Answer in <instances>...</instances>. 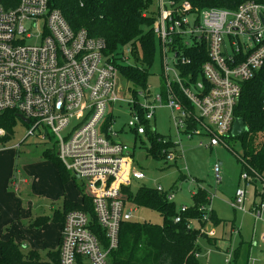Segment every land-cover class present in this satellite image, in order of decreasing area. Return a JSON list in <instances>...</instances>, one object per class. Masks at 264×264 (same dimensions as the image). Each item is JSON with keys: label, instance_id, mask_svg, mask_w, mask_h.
Listing matches in <instances>:
<instances>
[{"label": "built area", "instance_id": "1", "mask_svg": "<svg viewBox=\"0 0 264 264\" xmlns=\"http://www.w3.org/2000/svg\"><path fill=\"white\" fill-rule=\"evenodd\" d=\"M155 33L166 98L159 94L153 99L149 89L138 94L145 99L141 103L122 93V78L105 54L104 39L74 31L50 0H0V115L11 111L29 120L20 118L28 129L26 139L56 147L61 164L91 198L93 217L84 211H71L65 217L60 264H112L122 225L136 222L139 208L125 189L144 181L146 174L134 166L132 148L118 139L111 106L129 107L128 127L139 138L146 134L144 121L151 123L156 109L167 107L180 151L182 136L209 137L206 147L226 146L243 85L264 73V3L246 2L236 10H198L189 1L157 0ZM201 47L208 55L199 67L202 78L193 82L189 74L184 79L179 67L192 64L186 50ZM175 86L193 110L184 107ZM190 125L194 127L189 129ZM5 136L0 129V140ZM176 159L175 153L168 155L169 162ZM215 176L218 183L219 166ZM241 181L244 185L236 190L232 207L264 221V200L249 210L252 185L246 173ZM155 188L166 192L162 185ZM167 199L174 202L175 195L168 192ZM179 209L181 214L188 207ZM211 211V206L200 209L203 223L211 222ZM94 219L107 243L93 230ZM181 221V216L175 218L176 223ZM200 232L209 235L205 227ZM210 235L215 236V231Z\"/></svg>", "mask_w": 264, "mask_h": 264}, {"label": "trees", "instance_id": "2", "mask_svg": "<svg viewBox=\"0 0 264 264\" xmlns=\"http://www.w3.org/2000/svg\"><path fill=\"white\" fill-rule=\"evenodd\" d=\"M177 2L189 1L195 9L209 8L236 10L246 2H260L264 0H176ZM54 9H59L68 24L74 31L85 30L90 37L102 38L107 44L105 54L110 56L119 70L121 78L131 84L127 92L130 97L138 101L139 92H148L149 78L155 61L160 42L155 33L157 21V0H50ZM186 55L192 59L190 66L179 67L182 77L188 80L189 74H193V82L201 79L199 67L207 59V48H190ZM187 84V83H186ZM176 91L184 107L191 111V104ZM161 95L166 98L165 81ZM264 73L255 80L243 85L241 99L236 106L234 117L244 120L249 132L237 140L244 153L238 160L241 166V174L249 176L251 185L260 184L263 188L262 200H264ZM20 120L16 112H5L0 115V129L6 131V136L0 143L10 142L15 134V126ZM108 124L110 118L107 120ZM146 134L140 140L148 144L147 155L153 160L168 161L170 153L179 154V145L172 138L160 135L152 129L150 122H145ZM194 126L190 125L189 129ZM139 138V137H138ZM45 147V146H44ZM230 148V146H228ZM232 150V149H231ZM42 157L46 161L53 162L63 182L73 177L59 161L56 147H49L42 151ZM182 176L181 180L185 181ZM80 182V181H78ZM81 183V182H80ZM82 184V183H81ZM136 186V189H135ZM84 200L81 204L63 200V210L56 211L52 216L32 215L29 226L41 228L47 223L61 222L62 229L66 215L71 211H84L93 217L91 198L85 194L84 185H81ZM129 200L139 209L146 208L160 213L163 222L160 225L149 222H131L122 225L118 249L111 254L112 264H201L200 255L202 249L199 240L206 239L211 246L217 243L208 238L200 230L188 227L191 220H197L200 227H205L202 222L203 213L200 209L211 206L213 195L204 188L199 187L193 195L194 205L188 207L185 213L180 214L175 202H169L167 194L160 193L155 187H150L137 182L132 188L125 189ZM236 194V193H235ZM235 200V195L234 199ZM181 216L180 223L175 218ZM210 220L215 226L222 221L218 219L215 211H211ZM93 230L102 237L103 243H107L105 233L99 228L95 219ZM62 233V231H61ZM60 244L57 251H49L43 255L38 250L23 248L15 240L0 241V264H60Z\"/></svg>", "mask_w": 264, "mask_h": 264}, {"label": "rangeland", "instance_id": "3", "mask_svg": "<svg viewBox=\"0 0 264 264\" xmlns=\"http://www.w3.org/2000/svg\"><path fill=\"white\" fill-rule=\"evenodd\" d=\"M172 57L170 54L169 58ZM151 73L148 84L154 99L161 94L165 81L160 48L157 49ZM121 87L125 97L130 98L127 90L133 86L121 79ZM138 98L141 103L145 101L141 95ZM111 107L112 116L116 119L115 130L120 131L118 139L132 148L134 166L146 174V179L139 183L150 187L160 183L175 195L177 207H192L193 195L199 187L213 195L211 209L217 212L222 223L220 226L211 222L205 225L209 232V235L207 232L205 235L214 240L217 246H211L206 239L199 240L201 264H264L263 227L258 225L254 234L252 216L236 212L230 204L237 188L244 185L238 161L244 151L239 142L228 137L226 146L222 143L211 148L206 147L210 142L209 137L194 136L189 139L182 136L180 145L183 155L168 165L165 161L151 159L147 155L148 144H143L129 129V107L123 103ZM152 127L160 135L179 142L171 111L167 107L156 109ZM27 130V126L19 120L13 139L5 144L0 143V241L13 239L23 248L26 246L46 255L49 251L59 249L62 224L51 221L41 228H32L29 226L31 216H52L54 212L62 211L64 199L81 204L84 193L79 180L62 181L57 166L42 157V151L50 146L44 147L34 138L26 139ZM216 166L221 172L218 183ZM182 176L186 178L185 181L181 180ZM26 180L29 185L23 187ZM252 186L249 189L251 203L247 205L249 210L253 199L260 203L259 198L255 199V187ZM257 189L261 192L262 186L257 184ZM136 222L160 225L163 217L156 211L140 208ZM190 226L193 230H201L197 220H191ZM212 230L216 232L213 237L210 235Z\"/></svg>", "mask_w": 264, "mask_h": 264}, {"label": "crops", "instance_id": "4", "mask_svg": "<svg viewBox=\"0 0 264 264\" xmlns=\"http://www.w3.org/2000/svg\"><path fill=\"white\" fill-rule=\"evenodd\" d=\"M171 117H172V115H171ZM151 125H152V122H151ZM153 128V127H152ZM153 129H155V128H153ZM156 130V129H155ZM179 152V154H177L178 155V158H180V157H182V155H183V151L181 150H179L178 151ZM220 165H222L221 163H220ZM259 184V183H258ZM29 185V183H28V181L26 180V181H24V184H23V187H25V186H28ZM158 185H161L160 183L158 184ZM163 186V185H162ZM240 187V186H239ZM238 187V188H239ZM252 187H255V199H258L259 198V200L261 201L262 200V191H263V188H262V191L261 192H259L258 191V189H257V184L256 185H253ZM237 188V189H238ZM251 188V187H250ZM249 188V189H250ZM196 193V192H195ZM194 193V194H195ZM235 193H236V191H235ZM235 193H234V195H235ZM250 194V193H249ZM25 195H27V194H25ZM24 195V197L28 200L29 198L27 197V196H25ZM34 198L35 197H33V200H34ZM233 199H234V196H233V198H232V200H231V207H232V202H233ZM30 200V199H29ZM249 203H251V200H250V197H249V202H248V204ZM254 203H256V200H254L253 199V201H252V205L254 204ZM180 207H182V205L180 206ZM179 208V207H178ZM233 208V207H232ZM233 210H235L234 208H233ZM212 211H215V210H213L212 209ZM236 212H240V211H237V210H235ZM216 212V211H215ZM242 213V212H241ZM216 214H217V212H216ZM244 214H249V215H251L250 213H244ZM252 216V218H253V230H254V234H255V231H256V229H257V226L258 225H260V226H262L263 227V231H264V221L263 220H261V219H256V218H254L253 217V215H251ZM217 217H218V214H217ZM31 218H32V216H31ZM218 219H219V217H218ZM220 220V219H219ZM222 221V220H221ZM212 223V222H211ZM213 224V223H212ZM214 225V224H213ZM221 225V224H220ZM219 225V226H220ZM201 228V227H200ZM200 230V229H199ZM212 231H215V230H212ZM215 234H216V232H215ZM263 237H264V235H263ZM263 237H262V239H263ZM215 238V237H214ZM254 245V244H253ZM24 248H27L26 246L24 247Z\"/></svg>", "mask_w": 264, "mask_h": 264}, {"label": "water", "instance_id": "5", "mask_svg": "<svg viewBox=\"0 0 264 264\" xmlns=\"http://www.w3.org/2000/svg\"><path fill=\"white\" fill-rule=\"evenodd\" d=\"M20 118L22 119L23 122L29 123V120L24 119L23 117H20ZM248 132H249V129H248V127H246L244 120H242L240 118H236L235 122H234L233 130L231 133V137L236 139V138H239L241 136H244Z\"/></svg>", "mask_w": 264, "mask_h": 264}]
</instances>
